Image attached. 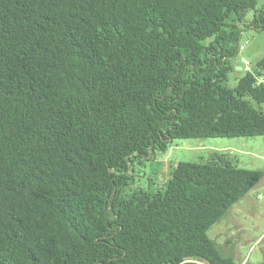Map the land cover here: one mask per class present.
Returning <instances> with one entry per match:
<instances>
[{
  "label": "trees",
  "instance_id": "1",
  "mask_svg": "<svg viewBox=\"0 0 264 264\" xmlns=\"http://www.w3.org/2000/svg\"><path fill=\"white\" fill-rule=\"evenodd\" d=\"M251 10L0 0V264H235L208 232L263 172L217 155L156 193L135 178L175 140L264 137V58L226 86L243 27L264 32Z\"/></svg>",
  "mask_w": 264,
  "mask_h": 264
},
{
  "label": "rangeland",
  "instance_id": "2",
  "mask_svg": "<svg viewBox=\"0 0 264 264\" xmlns=\"http://www.w3.org/2000/svg\"><path fill=\"white\" fill-rule=\"evenodd\" d=\"M256 10L264 11V0H256ZM256 10L247 13L246 24ZM241 50L230 60L233 71L226 86L237 87L238 81L264 58V32L243 27ZM245 61L249 64H245ZM223 155L238 168L264 174V137L209 138L175 140L165 153L137 167L135 187L150 193L163 191L179 162L207 163ZM134 187V186H133ZM208 237L221 255L232 257L235 264H260L264 261V176L261 182L235 204L224 219L213 226Z\"/></svg>",
  "mask_w": 264,
  "mask_h": 264
},
{
  "label": "built area",
  "instance_id": "3",
  "mask_svg": "<svg viewBox=\"0 0 264 264\" xmlns=\"http://www.w3.org/2000/svg\"><path fill=\"white\" fill-rule=\"evenodd\" d=\"M243 47H241V49H242ZM245 64L248 66L249 64L245 61Z\"/></svg>",
  "mask_w": 264,
  "mask_h": 264
}]
</instances>
